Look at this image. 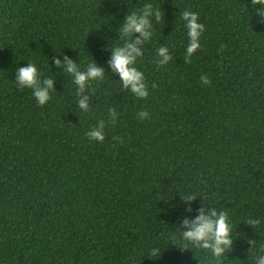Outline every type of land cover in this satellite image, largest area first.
Here are the masks:
<instances>
[{"label":"trees","instance_id":"16d2710c","mask_svg":"<svg viewBox=\"0 0 264 264\" xmlns=\"http://www.w3.org/2000/svg\"><path fill=\"white\" fill-rule=\"evenodd\" d=\"M144 3L162 15L149 17L152 36L138 45L148 89L138 99L107 49ZM254 9L251 0H0V264H214L206 250L181 251L173 229L201 203L232 223L223 264H253L246 239L264 242V18ZM186 10L203 25L191 57ZM159 47L167 64L156 62ZM64 57L104 69L83 93L87 112L53 64ZM26 62L54 80L43 106L15 85ZM100 120L104 140L90 141ZM188 191L201 196L190 214L178 199Z\"/></svg>","mask_w":264,"mask_h":264},{"label":"clouds","instance_id":"9594fccd","mask_svg":"<svg viewBox=\"0 0 264 264\" xmlns=\"http://www.w3.org/2000/svg\"><path fill=\"white\" fill-rule=\"evenodd\" d=\"M251 3L255 5L256 14L261 19L264 18L261 15L264 13V0H251ZM161 15L162 12L150 3H144L138 9L128 10L120 25V43L107 49L110 52L108 67L118 76L120 86L138 99L148 96L144 73L136 67L137 58L141 57L143 52V48L138 45H140L141 39L147 41L152 36V24L149 17L158 21ZM181 20L187 29L185 56L191 57L200 47L199 41L203 25L199 23L198 15L192 11H184L181 14ZM134 34L139 35L134 36ZM156 52L159 58L156 61L158 65H164L170 61L171 54L168 47H159ZM53 64L70 76L79 97L76 101L77 107L81 112H87L89 110L88 100L83 93L92 81H99L104 77V69L92 60L81 70L77 63L67 57L54 59ZM201 79L203 83H208L206 78L202 77ZM53 84V78L42 76L34 63L26 62L25 66L15 69V85L19 89H30L38 105L43 106L50 100V93L54 91ZM109 115L114 122L116 112L112 110ZM137 116L139 119H145L148 113L141 111ZM104 128L105 121L100 120L94 126L89 127L86 136L90 141L102 142ZM198 196L190 191L183 195L178 192V199L184 205V213H192L191 204ZM245 224L254 229L260 224V220L250 219ZM173 229L180 233L182 246L178 247L181 251L193 248L206 250L214 264H223V261L228 259V253L232 250L235 240L233 239V226L226 213L213 207H204L202 203L195 210V215H184L175 222ZM246 243L249 245V255L252 256L253 264H264V242L257 243V240L246 239ZM252 245H255L254 249L251 247ZM148 252L151 259L158 260L162 250L153 245L148 249Z\"/></svg>","mask_w":264,"mask_h":264}]
</instances>
